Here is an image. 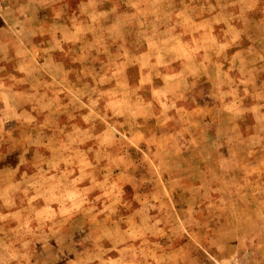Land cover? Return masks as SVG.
Here are the masks:
<instances>
[{"label":"rangeland","instance_id":"374dc122","mask_svg":"<svg viewBox=\"0 0 264 264\" xmlns=\"http://www.w3.org/2000/svg\"><path fill=\"white\" fill-rule=\"evenodd\" d=\"M0 264H264V0H0Z\"/></svg>","mask_w":264,"mask_h":264}]
</instances>
